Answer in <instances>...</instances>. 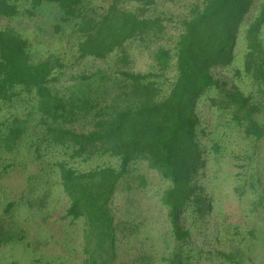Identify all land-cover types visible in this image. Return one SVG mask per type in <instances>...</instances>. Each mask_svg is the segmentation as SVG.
<instances>
[{
  "label": "trees",
  "instance_id": "16d2710c",
  "mask_svg": "<svg viewBox=\"0 0 264 264\" xmlns=\"http://www.w3.org/2000/svg\"><path fill=\"white\" fill-rule=\"evenodd\" d=\"M165 1L0 0V108L10 112L0 122V160L24 144L38 160L42 149L57 154L49 169L68 199L63 218L83 223V264H116L120 235L139 228L118 222L111 208L138 161L169 183L160 203L175 247L163 264H188L185 214L194 225L212 209L195 180L207 159L196 134L198 102L251 143L248 160L264 139V0H194L177 21L162 9ZM171 40L172 47L163 44ZM35 44H62L73 60L51 52L37 57ZM238 46L243 55L234 75L247 92L212 73L232 65ZM133 50L148 54L149 72L133 71ZM219 141L209 151L213 160L222 152ZM104 157L118 167L83 168ZM250 178L256 189L261 179L255 172ZM263 199L259 194L258 203ZM16 207L6 203L0 214V249L25 239ZM221 227L230 231L225 221ZM222 256L244 263L234 246ZM137 261L153 262L146 253Z\"/></svg>",
  "mask_w": 264,
  "mask_h": 264
},
{
  "label": "rangeland",
  "instance_id": "374dc122",
  "mask_svg": "<svg viewBox=\"0 0 264 264\" xmlns=\"http://www.w3.org/2000/svg\"><path fill=\"white\" fill-rule=\"evenodd\" d=\"M103 1L98 0V3ZM193 1L167 0L162 9L177 21L187 13V6ZM170 33L176 35L174 30ZM163 44L173 46L172 40ZM242 51L238 46L232 65L213 69L212 73L221 83L226 82L229 87L237 85L247 92V84L234 75V68H241ZM33 52L38 53L37 57L50 52L61 53L67 61L73 60L70 50L62 44L51 47L35 44ZM132 59L133 71L147 73L151 70L153 62L147 53L133 50ZM196 114L197 139L204 150L202 156L207 159L198 168L195 180L210 199L212 209L206 221L194 225V220L185 214L187 220L183 226L190 230V236L183 250L188 264H231L222 254L230 252L232 246L242 251L243 264H264V199L263 203H258L259 194L264 196V139L255 149L254 160L250 161L247 156L254 151L251 143L244 140L241 133L230 129L226 119L217 117L208 102H198ZM9 117L8 109L0 108V122ZM218 139L222 152L213 160L209 151L213 141ZM27 148L24 144L21 152L0 160V172L7 170L0 180V214L6 203L15 202L17 207L13 213L25 236L22 242L0 249V264H83L86 258L82 253L83 223L63 218L68 199L55 184V173L49 169L58 156L55 153L54 158V154L42 149L38 160L33 154L34 148L28 151ZM118 164L117 159L104 157L90 160L83 168L118 167ZM254 172L261 179L255 184L256 189L250 187V175ZM168 187L169 183L146 162L132 164L129 177L121 182L112 199L111 208L118 222L137 223L139 228L127 237L120 235L116 264H139L137 259L144 253L151 256L152 264H163V256L174 249L168 208L160 203ZM236 187L240 192L235 191ZM222 221L230 226L228 233L222 231Z\"/></svg>",
  "mask_w": 264,
  "mask_h": 264
}]
</instances>
